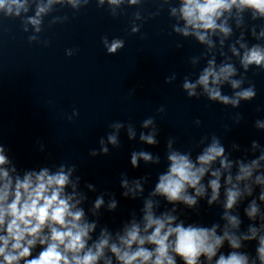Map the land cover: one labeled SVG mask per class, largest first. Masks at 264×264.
I'll return each instance as SVG.
<instances>
[{
  "label": "clouds",
  "instance_id": "clouds-1",
  "mask_svg": "<svg viewBox=\"0 0 264 264\" xmlns=\"http://www.w3.org/2000/svg\"><path fill=\"white\" fill-rule=\"evenodd\" d=\"M92 2L0 0V26L4 21H19L29 44L48 47L51 41L42 40L41 34L69 21L67 13H58L70 9L75 16ZM148 2L94 0L113 19L129 15L126 9L134 8L129 34L140 33L141 39L147 38L141 33L143 25L167 11L169 35L193 40L202 49L189 57L191 71L180 83L188 99L203 98L233 110L256 99V85L248 73H264V0H154V11L145 8ZM100 42L110 56L126 46L118 36L103 35ZM176 47L183 48V43L178 40ZM78 52V47L68 48L65 55ZM176 79L173 73L165 77V83ZM225 87L231 94L223 91ZM135 91L130 89L129 96ZM165 111L161 105L156 114L162 117ZM77 116L78 110L73 109L67 119ZM243 119L236 112L225 131ZM201 123L198 118L194 121L196 126ZM253 127L264 131V119L255 120ZM108 128L99 147L90 149V157L108 156L119 149L122 131L129 141L138 135L141 144H159L156 116L142 120L139 132L134 123L121 120ZM177 142V137H168L166 168L147 194L150 174L132 179L120 174L121 196L138 200L141 206L113 229L101 220L118 209L114 192L100 191L90 200L89 193H97V186L87 182L81 186L76 164L56 163L37 141L38 152L52 162L21 168L11 149L0 141V264H264V145L253 139L247 147L233 142L229 149L212 133L199 139L194 156L192 149L181 150ZM234 153L240 155L234 157ZM141 162L160 166L162 158L143 148L133 150L131 167L139 168ZM201 201L221 210L217 221L189 222L185 209L200 216ZM244 218L246 227H242ZM253 244L254 251H249Z\"/></svg>",
  "mask_w": 264,
  "mask_h": 264
}]
</instances>
